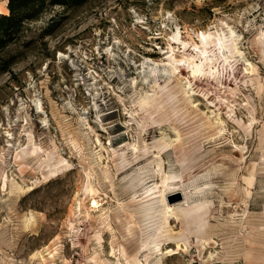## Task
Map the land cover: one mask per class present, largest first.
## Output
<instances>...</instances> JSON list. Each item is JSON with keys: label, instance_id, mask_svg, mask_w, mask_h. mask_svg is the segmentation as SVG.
Masks as SVG:
<instances>
[{"label": "rangeland", "instance_id": "1", "mask_svg": "<svg viewBox=\"0 0 264 264\" xmlns=\"http://www.w3.org/2000/svg\"><path fill=\"white\" fill-rule=\"evenodd\" d=\"M6 53L0 264H264V0L50 5Z\"/></svg>", "mask_w": 264, "mask_h": 264}, {"label": "bare ground", "instance_id": "2", "mask_svg": "<svg viewBox=\"0 0 264 264\" xmlns=\"http://www.w3.org/2000/svg\"><path fill=\"white\" fill-rule=\"evenodd\" d=\"M192 75H195V72H192ZM37 107H38V111L40 113L44 112L42 103L40 101L37 102ZM98 141L101 142L100 139H98ZM32 149L33 150L30 152L31 156H33V158H34V159L33 158L32 159L33 160H37V162H39V160H41L40 159V156L38 155V152H40V151H38L39 148L36 146V147H34ZM158 168L160 169V172H163V165H162V163H159L158 164ZM6 180L7 179H5V181ZM162 181L163 182H161V183H163V184L160 187L162 188L161 190H162L163 198H162L160 204L157 207H155V205H152V206L148 207V209H147L148 210L147 215H149L152 220H155V222H156V217L159 218L160 222H158V227L155 229V231L157 232V234L159 236L162 235L163 232L170 234L167 240L169 241L168 244H171L170 241L175 240V239L177 240V235H179V234H175L174 233L173 227H172V221H174V222H176L178 224L179 223H182L183 226H184L185 223L186 224L188 223V225H190V223H191L193 226H199V227H201V223H200V220H199V217L200 216L196 212L202 208V205L201 206L192 207V206H189V204H187V207L186 208L185 207L184 208H179V207L176 206V204L169 203L167 201V197L172 192H169L167 194L166 191L168 189L173 188V187L170 186L171 184L169 183L168 178L166 176L163 177V180ZM22 191H24L23 190V187H22ZM173 193H176V191H174ZM90 194H91V197H92V199H91L92 205H90V209L93 210V211H96V210L98 211V209L102 205L100 206L99 205V201H97V199H96V195H98V190L95 189L91 184H90ZM87 217H88V219L89 218L90 219L93 218L92 215L90 214L89 210H88V213H87ZM32 220H34L33 215L31 216V218L28 221L30 222ZM182 230H183V232L179 236L187 235L183 228H182ZM122 252L124 253V250ZM174 254H176V253H174ZM211 256H212V254H211Z\"/></svg>", "mask_w": 264, "mask_h": 264}, {"label": "trees", "instance_id": "3", "mask_svg": "<svg viewBox=\"0 0 264 264\" xmlns=\"http://www.w3.org/2000/svg\"><path fill=\"white\" fill-rule=\"evenodd\" d=\"M88 0H9V13L0 12V73L11 71L13 57L6 49L15 42L25 29L27 21L35 20L50 6H79Z\"/></svg>", "mask_w": 264, "mask_h": 264}]
</instances>
